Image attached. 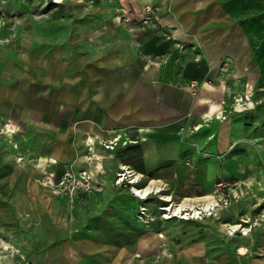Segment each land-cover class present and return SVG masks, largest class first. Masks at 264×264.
Returning a JSON list of instances; mask_svg holds the SVG:
<instances>
[{"label": "rangeland", "instance_id": "1", "mask_svg": "<svg viewBox=\"0 0 264 264\" xmlns=\"http://www.w3.org/2000/svg\"><path fill=\"white\" fill-rule=\"evenodd\" d=\"M158 9L155 0H0V264H239L242 251L264 257V86L221 100L230 113L217 125L176 121L188 146L160 172H142L137 127L87 128L79 112L84 60L118 54L142 64L159 50L184 57ZM244 93L252 106L233 110ZM118 134L113 149L99 143ZM129 169L141 173L137 186L158 178L165 189L134 195ZM207 194L222 206L196 218L163 217L162 206L185 198L202 205ZM234 223L248 233L231 234Z\"/></svg>", "mask_w": 264, "mask_h": 264}, {"label": "crops", "instance_id": "2", "mask_svg": "<svg viewBox=\"0 0 264 264\" xmlns=\"http://www.w3.org/2000/svg\"><path fill=\"white\" fill-rule=\"evenodd\" d=\"M155 1L161 19L170 25L167 35L182 44L184 57L170 58V51L159 50L158 56L142 64L118 54L110 62L86 59L80 64L84 68L77 95L87 128L137 127L142 172H160L163 162L185 153L188 143L179 138L176 121L189 124L202 119V126L217 125L230 113V104L221 100L264 86L261 0ZM203 79L209 82L191 85ZM220 104L225 109L223 119L214 115ZM228 134L226 123L219 134L224 146ZM152 180L166 185L158 178L147 183ZM246 252L239 253V264H264V257L251 258Z\"/></svg>", "mask_w": 264, "mask_h": 264}, {"label": "bare ground", "instance_id": "3", "mask_svg": "<svg viewBox=\"0 0 264 264\" xmlns=\"http://www.w3.org/2000/svg\"><path fill=\"white\" fill-rule=\"evenodd\" d=\"M196 128H197V126H196ZM121 167H123V166H121ZM123 168H125V167H123ZM127 171L132 172V174H131L133 177L132 181L137 180L140 177L138 175H141L138 172L131 171L130 169ZM165 186L156 182L155 180H152L151 182H149L143 186H140V187L133 186V190L135 193L140 195V197L146 198L148 195H150L153 192H159V191L165 189ZM202 199H203V204L197 205L198 208H200L202 211L209 210V209H216L217 207L222 206L219 202L220 200H218L217 197L212 195V194L211 195H209V194L205 195L202 197ZM169 206H170V209H172L174 213L175 212L176 213H178V212L182 213L183 210H181V209H194V206H196V203L192 198H185L176 206H173V205H169ZM194 211L196 212V210H194ZM229 228L232 232L231 234H233L235 231H239L242 234H247L249 231V229L247 227H244V224H242V223L231 224V225H229Z\"/></svg>", "mask_w": 264, "mask_h": 264}, {"label": "built area", "instance_id": "4", "mask_svg": "<svg viewBox=\"0 0 264 264\" xmlns=\"http://www.w3.org/2000/svg\"><path fill=\"white\" fill-rule=\"evenodd\" d=\"M193 83H196V82L192 81V85H193ZM233 104H234L232 106L233 110H237V111L243 110V109L248 108V107H251L252 106V101H250L249 93L238 94L237 96H235L234 99H233ZM220 105H221V107H219L216 110V113L214 115L217 118H219V119H223L225 117V114H224L225 109H223L222 104H220ZM195 128L196 127L194 126V129ZM120 139H121L120 134H118V135L113 136L112 139L99 141V143H101L105 148L113 149V148L117 147L118 145H120ZM90 144L94 145L93 141H91ZM131 171H132V169H131ZM128 172H130V171H128ZM121 173H123V172H121ZM137 180L132 181V178H131V180L129 182L133 183V185L130 186V190H131V192L134 195L140 197V195L135 193L134 190H133V186L140 187V186H137V184H136ZM140 198H143V197H140ZM141 208H143V207H141ZM162 209H163V213L162 214H163L164 218H169V217H171L173 215H177L178 213L182 214V216H183L182 218H187V217H195L196 218V217H199V214L202 212V210L200 208H198L197 205L194 206V209H181V210H183L182 213L181 212H178V213L175 212L174 213L173 210L170 209L169 205L168 206H162ZM142 210H145V208L142 209ZM194 210H196V212Z\"/></svg>", "mask_w": 264, "mask_h": 264}]
</instances>
